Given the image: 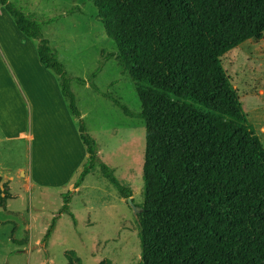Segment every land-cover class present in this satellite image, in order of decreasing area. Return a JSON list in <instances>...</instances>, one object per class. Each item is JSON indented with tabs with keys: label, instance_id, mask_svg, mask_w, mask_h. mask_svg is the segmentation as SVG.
Returning <instances> with one entry per match:
<instances>
[{
	"label": "trees",
	"instance_id": "obj_1",
	"mask_svg": "<svg viewBox=\"0 0 264 264\" xmlns=\"http://www.w3.org/2000/svg\"><path fill=\"white\" fill-rule=\"evenodd\" d=\"M116 47L91 75L78 79L122 112L145 122L143 202L137 204L139 264H264V144L226 74L221 58L264 39V0H91ZM17 28L38 41L40 63L52 70L88 154L78 189L99 165L123 199L133 191L99 156L70 79L43 26L10 0H0ZM71 13V12H70ZM115 58L130 77L141 111L133 112L95 79ZM71 191L42 239L46 250ZM67 264H84L65 252ZM99 264H112L103 260Z\"/></svg>",
	"mask_w": 264,
	"mask_h": 264
},
{
	"label": "rangeland",
	"instance_id": "obj_2",
	"mask_svg": "<svg viewBox=\"0 0 264 264\" xmlns=\"http://www.w3.org/2000/svg\"><path fill=\"white\" fill-rule=\"evenodd\" d=\"M10 1L39 22L56 19L43 26L44 37L64 65L87 132L98 143L100 159L116 170V176L132 189L133 200L141 204L145 122L126 116L89 84L78 83V79L90 80L105 58L117 51L97 19L94 4L91 0ZM22 38L28 39L0 5V48L6 57L4 60L0 53V120L5 133L23 130L30 137L12 145L18 144L21 151L28 146L26 159L16 149L17 155L2 160L0 264H67L65 252L71 250L84 264H99L103 260L139 264L136 215L127 200L103 178L99 165L89 175L82 192L72 189L80 173L76 172L77 166L83 168L86 161L79 121L69 111L58 76L45 67L41 71L32 63ZM221 61L264 144V39L240 45ZM104 64L94 80L100 92L111 94L133 112H140L141 103L130 77L123 74L115 58ZM18 66L24 75L23 85L14 74ZM8 79L17 87L27 116L19 117L21 110L13 94H9ZM24 89L34 103L33 115ZM10 122L12 128L8 127ZM20 168L33 172V180L39 182L32 191L26 190ZM69 191L74 193L70 210L77 226L70 215L63 214L45 250L42 239L64 204L63 195Z\"/></svg>",
	"mask_w": 264,
	"mask_h": 264
},
{
	"label": "crops",
	"instance_id": "obj_3",
	"mask_svg": "<svg viewBox=\"0 0 264 264\" xmlns=\"http://www.w3.org/2000/svg\"><path fill=\"white\" fill-rule=\"evenodd\" d=\"M33 18V17H32ZM33 19H36V18H33ZM18 29V28H17ZM19 30V29H18ZM22 33V32H21ZM21 36V34H18ZM23 37V36H21ZM28 38V37H27ZM24 39L23 42L25 43V53L29 52V57H30V60L32 61V63H34L35 66L39 67L40 70L42 71L43 68L41 67H44L42 66V64L40 63V60H39V56H38V52H37V48H38V41L37 40H34V39H30V42H28V39L26 40V38H22ZM0 53H2V55L4 56V60H6V57H5V53L3 51V48L1 46L0 48ZM18 65V64H17ZM25 65L23 64L22 65V68L24 67ZM15 77L17 78V80L20 82V84H24L23 83V74L22 72H20V66H18V68L16 69L15 67ZM23 79V80H22ZM9 82L8 85H9V94H13V97L15 98V100L17 101L18 103V106L21 110V113H19V117H20V114L22 115H26L27 116V113H26V107L24 105V102L22 100V97L20 96L19 94V91L17 89V87L14 85L13 81L8 79ZM24 94H25V98L27 99L30 107H31V115H33V110H34V103L33 101L31 100V95L29 92L26 91V89H24ZM83 115V114H82ZM21 118V117H20ZM13 127V124L12 122H10V124L8 125V127ZM4 125L1 123V120H0V176H2V174H4L3 172V169H2V165H3V161L2 160H5L7 158L11 159L14 155H17L18 153L16 152V149L19 150V148L16 146H12L13 143H15L17 140H25V139H29V135L26 134L25 131H20L18 132V130L16 131V133L12 134V133H9V131H7V133H5L4 131ZM33 139L35 142V136H33ZM21 151V150H19ZM86 151V149H85ZM22 153H24V158L26 159L27 156H28V146H26L24 148L23 151H21ZM83 157H86V160H87V157H88V154L86 152V154L84 155L83 154ZM86 162V161H85ZM82 168L80 169L78 166H77V169H76V172H81ZM19 173H20V176H23V179L24 181L26 182V190H30L32 191V189H34L37 185V183L39 184V182H36L33 180L34 178V173H30V172H26L24 170V168H20L19 169ZM80 174V173H79ZM91 174V173H90ZM7 175V174H6ZM89 179V176L86 178L85 182ZM76 182V181H75ZM85 182L78 188V189H74V184L71 185L72 189L74 190L75 193H80L83 191L84 187H85ZM50 185V184H49ZM51 185H54V184H51Z\"/></svg>",
	"mask_w": 264,
	"mask_h": 264
},
{
	"label": "water",
	"instance_id": "obj_4",
	"mask_svg": "<svg viewBox=\"0 0 264 264\" xmlns=\"http://www.w3.org/2000/svg\"><path fill=\"white\" fill-rule=\"evenodd\" d=\"M127 202L131 206V208L133 209L135 215H137L139 212V209H138L137 205L134 203L133 198L132 197L128 198Z\"/></svg>",
	"mask_w": 264,
	"mask_h": 264
}]
</instances>
